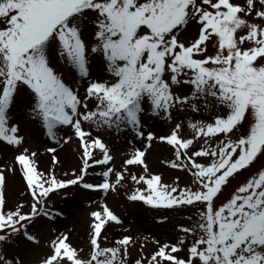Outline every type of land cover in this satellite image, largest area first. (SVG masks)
I'll list each match as a JSON object with an SVG mask.
<instances>
[{
	"label": "snow or ice",
	"instance_id": "obj_1",
	"mask_svg": "<svg viewBox=\"0 0 264 264\" xmlns=\"http://www.w3.org/2000/svg\"><path fill=\"white\" fill-rule=\"evenodd\" d=\"M192 23L197 31L185 36ZM97 60L104 72L91 70ZM21 96L29 98L27 116L11 122ZM146 115L174 126L157 135L146 130ZM28 122H39L54 142L79 138L80 172L40 170L36 151L25 146L21 125ZM65 128L73 135L62 134ZM108 131H130L148 146L154 138L167 141L175 159L165 163L191 174L182 184L166 183L158 172L131 176L147 185L131 191L132 201L195 212L190 224H178L176 242L156 241L146 264H264V168L221 200L241 170L264 161V0H0V140L17 149L0 159V245L18 234L39 243L30 225L41 215L63 214L46 206L53 192L77 184L107 192L121 184L128 168L112 163ZM145 151L135 148L124 164L147 172ZM94 166H101L100 182L86 179ZM17 170L32 199L7 205L6 172ZM91 216L88 253L80 255L65 232L37 264H145L127 259L132 235L105 245L106 226L122 222L107 202ZM0 264L25 260L9 258L0 246Z\"/></svg>",
	"mask_w": 264,
	"mask_h": 264
},
{
	"label": "rangeland",
	"instance_id": "obj_2",
	"mask_svg": "<svg viewBox=\"0 0 264 264\" xmlns=\"http://www.w3.org/2000/svg\"><path fill=\"white\" fill-rule=\"evenodd\" d=\"M239 2L243 3V0H239ZM91 18L89 17V19ZM256 22H260L259 18H256ZM196 31L197 26L192 23L187 26L184 35L191 36ZM212 41L209 44V53L215 51V35H213ZM91 70L95 73L105 71L98 60L91 64ZM28 103L29 98L26 96H21L14 103L10 109L11 122L20 123L26 118L25 106ZM219 111L223 112V107ZM193 118L206 119L207 114L203 117L196 115ZM182 119L184 118L182 117ZM145 123L146 130L155 131L157 135L169 134L170 129L174 126L171 122L152 115H146ZM21 127L26 137L25 146L36 151V159L40 170L55 171L59 176L68 173L69 177L72 175L73 169L77 170V174L80 172L83 167V148L79 138L73 136L72 140L54 142L46 135L39 122H28L22 124ZM184 127L188 132L192 131L186 121ZM64 132L69 136L73 135L71 128L63 129L62 134ZM104 136L110 141V147L114 155L112 163L115 164V168H128L125 179L116 189H109L107 192L100 189H88L77 184L50 194L46 200L47 208L49 211L58 209L63 214L55 216L41 215L37 221L30 225L29 230L39 237V243L30 242L22 234H18L13 236L10 242L0 245L9 258L18 255L25 260V264H37L39 259L44 258L50 252V241L65 232L69 234V241L73 246L80 249V255L88 253L93 235L92 220L94 218L91 216V212L97 208H102L104 202H107L122 218V222H109L106 226L102 233L106 237L105 245L115 246L123 235H132L136 239L130 247V255L127 259L130 261L144 259L145 264L147 261L145 254H151L157 249V240L160 242L166 240L176 242L178 236L182 234L178 224H190L191 222L187 218L189 215L195 218L194 210L174 212L163 206H152L143 201H132L129 198L131 191L135 188H147L146 182L141 181L137 184L131 179L132 175L139 177L140 175L158 172L162 174V181L169 184H182L190 180L191 174L185 169L174 168L172 165L165 163V161L175 159L174 145L154 138L151 146H148L146 137L134 136L130 131L120 135L108 131L104 133ZM131 141H134V143H130ZM137 147L146 149L144 159L148 165L147 172L143 165L138 163L133 165L124 164V161L134 153V149ZM51 148H55V152L47 150ZM16 152L17 149L14 146L0 140V153H3L0 159L10 160ZM54 157H58L59 162ZM261 168H264V161L254 163L248 170H241L240 174L232 180L221 200L229 197L231 192H234L241 183ZM100 170L101 166H94L89 170L90 175L86 179L90 182H100L101 177L98 175ZM18 176L20 174H17L16 178L15 172H6L5 196L7 205L14 206L21 200L31 202L32 198L26 186V178L23 177V174L21 177ZM176 177H180V180L177 181ZM23 210H29L28 203H25ZM160 216H167L168 219L160 221L158 220ZM153 237L156 239L153 240ZM185 252L186 249L180 248L176 254L183 257Z\"/></svg>",
	"mask_w": 264,
	"mask_h": 264
},
{
	"label": "bare ground",
	"instance_id": "obj_3",
	"mask_svg": "<svg viewBox=\"0 0 264 264\" xmlns=\"http://www.w3.org/2000/svg\"><path fill=\"white\" fill-rule=\"evenodd\" d=\"M15 174H16V178H17V174H20V176H18V177H21V176H22V172L19 171V170H17V171L15 172ZM16 180H17V179H16Z\"/></svg>",
	"mask_w": 264,
	"mask_h": 264
}]
</instances>
